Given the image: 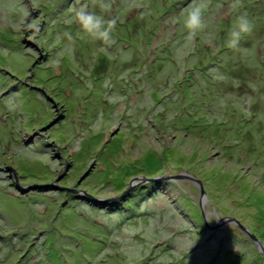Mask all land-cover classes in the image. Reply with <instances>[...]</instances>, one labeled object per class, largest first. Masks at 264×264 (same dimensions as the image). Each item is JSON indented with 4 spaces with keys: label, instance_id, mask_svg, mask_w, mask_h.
Segmentation results:
<instances>
[{
    "label": "rangeland",
    "instance_id": "rangeland-1",
    "mask_svg": "<svg viewBox=\"0 0 264 264\" xmlns=\"http://www.w3.org/2000/svg\"><path fill=\"white\" fill-rule=\"evenodd\" d=\"M182 1L0 0V264H264L222 222L264 246V0L240 50L233 0H196L198 45ZM81 5L111 44L77 37Z\"/></svg>",
    "mask_w": 264,
    "mask_h": 264
},
{
    "label": "clouds",
    "instance_id": "clouds-1",
    "mask_svg": "<svg viewBox=\"0 0 264 264\" xmlns=\"http://www.w3.org/2000/svg\"><path fill=\"white\" fill-rule=\"evenodd\" d=\"M93 3H99V6L107 10L110 4L105 3L104 0H93ZM137 8L146 7L142 2L135 3ZM208 5L206 3H193L189 5L186 15L183 19V27L187 30L189 38L201 31L204 27V13ZM232 11L238 13L235 18L227 40V47L232 50H240L241 41L250 36L254 29V24L249 19L247 12H242L240 9L243 7L242 0H233L231 5ZM75 22L79 26L77 37L80 39H91L92 41H100L105 45L112 43V33L114 31L116 20H106L104 16L97 15L95 12L90 11L87 5H81L78 9H74V20L69 23ZM68 40L72 41L71 34L65 33Z\"/></svg>",
    "mask_w": 264,
    "mask_h": 264
},
{
    "label": "trees",
    "instance_id": "trees-1",
    "mask_svg": "<svg viewBox=\"0 0 264 264\" xmlns=\"http://www.w3.org/2000/svg\"><path fill=\"white\" fill-rule=\"evenodd\" d=\"M151 1L153 2V0H151ZM187 1H189V0H187ZM187 1L184 2V3H187ZM162 2H164V3H162ZM162 2H161V6L158 5V4L156 3V5L159 6L158 9H161V10H160L161 13H162L161 15H165V16L168 15V16H170V19H176V18H177V16H175L176 12L180 13V11L177 10V4H183V1H182V0H162ZM196 2H198V1H196ZM175 10H177V11L175 12ZM177 15H178V14H177ZM204 16L206 17V15H204ZM112 19H114V17H113ZM225 22H227V20H225ZM204 23H205V21H204ZM227 23H229V22H227ZM175 33H176L175 38H176V39L178 38L179 42H184L186 36L189 37V36H188V32H187V30H186V31H179V30H178V33H177V30H175ZM202 35H203L202 32L199 31V32L195 35V37H193V38H194V41H195V43H196L197 45L200 44V43H198V42H200L201 40L203 41V39H202L203 36H202ZM202 41H201V43L203 44ZM217 43H219L218 46L221 47V43H222V42L217 41ZM222 48H223V47H221L220 49H217L218 59H216V55H217V54H215L216 51H214V52H212L213 55H211L210 60L207 62V65H206L205 67H203V68L201 67V68L203 69L202 72H203L204 74H207L208 69L211 68V67L213 66L212 64H216V62L221 63V64H220L221 67L224 65V63L222 64V62L224 61V59L220 57L221 54H222V52H221V51H222ZM166 50H167V49H166ZM164 51H165V48H164ZM212 51H213V50H212ZM209 55H210V54H209ZM221 60H223V61H221ZM224 67H225V65H224ZM224 67H223V68H224ZM223 68H222V70H223ZM225 68H226V67H225ZM217 69H218V68H217ZM199 70H201V69H199ZM219 70H221V69H219ZM222 70H221V71H222ZM193 74H194V73H193ZM193 74H191V76H190V75H188V76H184V77L181 78L180 82H177L178 84L181 83V85L184 86L185 93L188 94V95H189L190 93H189V86H188L187 83H191L192 77L195 78V75H193ZM191 104H192V103H191Z\"/></svg>",
    "mask_w": 264,
    "mask_h": 264
},
{
    "label": "water",
    "instance_id": "water-1",
    "mask_svg": "<svg viewBox=\"0 0 264 264\" xmlns=\"http://www.w3.org/2000/svg\"><path fill=\"white\" fill-rule=\"evenodd\" d=\"M116 131H117V129L114 131V132H112L111 133V135H113V134H115L116 133ZM110 135V136H111ZM165 175H163L162 177H164ZM184 175H174L173 176V178L174 177H183ZM161 177V178H162ZM153 180H157V178H155V179H153ZM131 189V187H129V189L128 190H130ZM199 192L201 193V197L204 195V192H203V190H202V188H200V190H199ZM200 203V208H202V204H201V202H199ZM201 213H202V211H201ZM222 222H224V223H229V222H233V223H235L237 226H238V228L239 229H241L243 232H245L248 236H249V238L254 242V243H256L257 244V246L258 247H260V250H261V253H264V246H262V244L257 240V238L255 237V235L252 233V232H249L248 231V229L246 228V226H244L241 222H238L234 217H231V216H229V217H227V218H224V219H222ZM204 223L206 224V225H208V223H206L205 221H204ZM220 226V223L217 225V227H219Z\"/></svg>",
    "mask_w": 264,
    "mask_h": 264
}]
</instances>
